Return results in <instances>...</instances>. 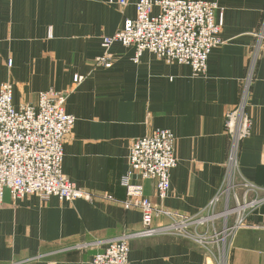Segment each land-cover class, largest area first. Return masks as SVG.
<instances>
[{"label":"crops","instance_id":"obj_1","mask_svg":"<svg viewBox=\"0 0 264 264\" xmlns=\"http://www.w3.org/2000/svg\"><path fill=\"white\" fill-rule=\"evenodd\" d=\"M137 1L121 7L110 0H0V85L12 83L16 109L35 105L41 91L67 94L65 111L75 123L63 144L62 171L94 194L91 200L29 195L13 201L5 190L0 264H90L109 239L141 230V213L121 203L120 178L130 141L156 128L176 137L177 164L163 200L154 180L134 175L152 202L192 216L224 185L231 171L225 114L239 104L264 0H204L222 9L223 43L210 51L199 76L187 64L166 63L148 51L134 60V47L119 42L109 49L110 67L96 63L105 52L102 37L135 17ZM158 12L153 7L152 14ZM245 112L251 131L239 144L234 176L264 189V39L250 73ZM104 192L115 200L103 198ZM129 249L131 264H211L200 244L178 234L133 237ZM226 264H264V201L232 233Z\"/></svg>","mask_w":264,"mask_h":264},{"label":"built area","instance_id":"obj_2","mask_svg":"<svg viewBox=\"0 0 264 264\" xmlns=\"http://www.w3.org/2000/svg\"><path fill=\"white\" fill-rule=\"evenodd\" d=\"M110 2L121 7L126 4V0ZM155 6L159 8L156 15L152 14ZM135 9L133 19H126L118 31L102 37L105 52L96 58L97 64L110 67L112 59L109 49L113 43L119 42L126 47H134V60L142 52L148 51L166 63L189 65L195 76L205 74L210 51L223 43L220 37L222 9L215 2L138 0ZM258 39L248 76L242 85L239 104L225 114L224 127L229 141L227 162L231 171H228L224 185L206 209L217 204L225 186L232 180L239 144L250 135L252 122L245 112V104L253 62L264 39V21ZM12 93V83L0 85V210L5 190H8L13 201L29 195H36L42 201L50 197H57L61 201L79 198L91 200L94 194L77 187L62 171L63 144L71 135L75 123V117L65 111L67 94L54 89L41 91L35 105L22 104L16 109L12 103ZM175 141L174 134L163 128H156L130 141L127 170L120 178V185L125 190L121 203L125 209H137L141 213L142 229L109 239L104 249L93 256L90 264H131L128 253L129 240L133 237L159 234L185 236L176 228L175 217L182 214L152 202L144 194L142 185L133 182L136 174L142 179L154 180L155 194L163 200L170 186V172L177 164ZM241 184L254 195L264 193V189L253 184ZM102 197L115 200L107 192L102 193ZM262 201L264 195H255V198L243 201V207L238 211L242 215L232 227L231 235L242 225L247 211ZM156 218L169 221L154 225Z\"/></svg>","mask_w":264,"mask_h":264},{"label":"rangeland","instance_id":"obj_3","mask_svg":"<svg viewBox=\"0 0 264 264\" xmlns=\"http://www.w3.org/2000/svg\"><path fill=\"white\" fill-rule=\"evenodd\" d=\"M253 197L254 193L247 191L244 184L232 176L216 205L194 217L176 216V228L203 247L211 264H226L232 227L242 215L238 211L242 209L243 201Z\"/></svg>","mask_w":264,"mask_h":264}]
</instances>
